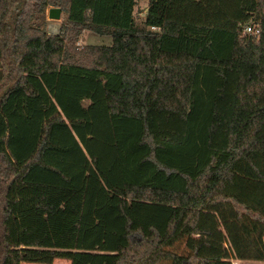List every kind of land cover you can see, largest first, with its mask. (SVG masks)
Here are the masks:
<instances>
[{"label":"trees","instance_id":"16d2710c","mask_svg":"<svg viewBox=\"0 0 264 264\" xmlns=\"http://www.w3.org/2000/svg\"><path fill=\"white\" fill-rule=\"evenodd\" d=\"M147 1L0 0V264H264V0Z\"/></svg>","mask_w":264,"mask_h":264},{"label":"rangeland","instance_id":"374dc122","mask_svg":"<svg viewBox=\"0 0 264 264\" xmlns=\"http://www.w3.org/2000/svg\"><path fill=\"white\" fill-rule=\"evenodd\" d=\"M49 8L50 7H47L44 12V15L47 19L46 29L48 33L51 35H64L67 28L66 27L67 14L62 12L61 18L59 20L50 19L48 16ZM147 9H148L147 0H137V4L135 6V20L137 23L139 24L144 23ZM111 43H112V36L109 34H98L90 29H82L78 38L75 39L72 44L77 50L83 51L88 46L110 45ZM175 249L179 252H184L185 249L184 244L178 245ZM233 261L235 264H241V261L239 260L233 259ZM23 264H45V263L23 262ZM51 264H71V261L66 258H57Z\"/></svg>","mask_w":264,"mask_h":264},{"label":"built area","instance_id":"2783aa9c","mask_svg":"<svg viewBox=\"0 0 264 264\" xmlns=\"http://www.w3.org/2000/svg\"><path fill=\"white\" fill-rule=\"evenodd\" d=\"M153 30H156V27H152ZM244 34H254L256 36H259L261 33V28L258 24L255 22H250L248 23L244 29H243Z\"/></svg>","mask_w":264,"mask_h":264},{"label":"water","instance_id":"95a60500","mask_svg":"<svg viewBox=\"0 0 264 264\" xmlns=\"http://www.w3.org/2000/svg\"><path fill=\"white\" fill-rule=\"evenodd\" d=\"M62 15V9L58 6H51L48 10V16L50 19L59 20Z\"/></svg>","mask_w":264,"mask_h":264},{"label":"bare ground","instance_id":"6f19581e","mask_svg":"<svg viewBox=\"0 0 264 264\" xmlns=\"http://www.w3.org/2000/svg\"><path fill=\"white\" fill-rule=\"evenodd\" d=\"M55 29H57V28H55Z\"/></svg>","mask_w":264,"mask_h":264}]
</instances>
